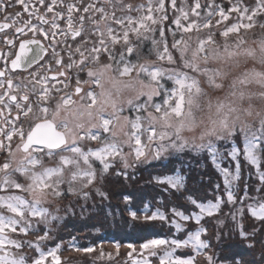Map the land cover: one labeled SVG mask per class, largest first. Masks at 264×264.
<instances>
[{
	"label": "rangeland",
	"instance_id": "374dc122",
	"mask_svg": "<svg viewBox=\"0 0 264 264\" xmlns=\"http://www.w3.org/2000/svg\"><path fill=\"white\" fill-rule=\"evenodd\" d=\"M135 1L142 3L129 13L120 15L119 20L126 23H119L114 29L118 37L129 27L127 17L139 21L140 16L148 15L149 0H129V3ZM158 3L159 0H151L153 8ZM194 3L195 0H175L173 7V0H164L165 7L152 13L156 23L144 21V27L128 32V36L133 32L140 38L141 44H149L147 51L153 58L142 56V62H157V66L152 68L145 67L143 63L137 66L149 72L160 70L164 74V82L170 83L165 87L160 80L158 84L147 72L140 70L142 73L139 74L138 67L132 73L149 78L155 84L154 95L130 101V107L123 110L124 119L139 124L135 131L146 152L144 157H135L133 138L129 144L120 147L110 142L112 121L122 111L112 102V115L105 114L101 118V127L80 129V125H76L66 147L57 151L34 149L23 155L26 157H22L24 163L13 160L10 166L0 168V182L23 187L22 192L11 189L8 194L19 195L30 205L25 210L29 219L27 234H13L12 238L22 244L19 249L13 248L9 256H23L24 264H32L34 258L48 253L42 250L43 242L63 236L65 240L59 242L57 248L62 244L66 251L65 256H60L63 259L59 258V264H134V261L145 259L156 264L148 250L139 244L147 233L161 231L163 220L168 221L171 215V207L180 206L186 213L180 214L183 223L182 227L178 225V229L189 226L190 231L182 241L159 239L167 241L163 246H153L163 252L162 257L172 256L175 249L184 251L190 248L197 256L183 257L187 264H193L198 257V264H203L200 254L206 247L208 253L213 254L215 264H264V121L238 127L227 135L200 144L181 143L177 134L182 132L183 122H177L174 131L170 128L172 116L180 117L185 113L189 105L196 103V97L206 86L214 85L220 76L210 63L192 67L189 72L190 66L180 52L182 43L192 38L201 50L214 43L231 53L244 49L249 41L261 42L264 39V0H199V17L191 14ZM212 3L218 7L211 8ZM233 5L239 11H230ZM141 6L142 10L138 11ZM182 8L189 13V19H182L181 23L187 26L195 22L198 27L194 26L191 31H177L174 21ZM221 8L228 16L226 20L219 15ZM209 12L214 14L209 16ZM137 26L133 24V27ZM161 30L164 31V39L161 38ZM173 32L176 33L174 36ZM137 52L134 49L132 53L136 55ZM140 52L145 54L143 48ZM130 65L133 66L132 62ZM104 68L112 71L110 64ZM177 79L184 81L183 87ZM160 84L168 90L175 89L178 97L182 95V107L175 109L176 98H173L168 106H162L159 111L155 109L154 105L162 104L164 98ZM149 97H152L151 101ZM96 104L97 99L88 105L85 101L81 106L91 109ZM137 106H141L139 111L134 110ZM137 116L139 120H136ZM149 116L152 123L146 119ZM105 121L108 122L106 132ZM90 135L99 139L89 140ZM101 147L115 153L114 157L110 160L106 157V161L92 157L91 152ZM215 166L220 170L219 174ZM224 171L232 178L222 177ZM240 177L241 187L236 194L232 184L235 185ZM205 199L210 201L205 206L200 205L199 212L188 214L197 209L196 202ZM150 204L171 209L162 214H156L157 211L151 213ZM33 207L42 214L32 216ZM35 231H38V236L34 238L31 232ZM77 235L79 239H71ZM82 241H89L85 248H91V252L79 247ZM129 243L136 247L134 252L128 251ZM56 249L50 252L56 253ZM101 251L109 252V257L102 258ZM180 258L176 257L177 260ZM47 264H52L50 258Z\"/></svg>",
	"mask_w": 264,
	"mask_h": 264
},
{
	"label": "flooded vegetation",
	"instance_id": "af4514ba",
	"mask_svg": "<svg viewBox=\"0 0 264 264\" xmlns=\"http://www.w3.org/2000/svg\"><path fill=\"white\" fill-rule=\"evenodd\" d=\"M141 3V1L129 3V0H57V4L53 6V11L49 12L45 6L36 3L35 10L29 15L24 10L23 3L16 4L15 0H12L6 11H0V24L7 23L11 26L8 29L0 30V52L8 57L6 60H0V69H4L7 65L10 71L5 79L10 77L13 80L14 86H16L13 90L14 94L21 98L20 103L22 104V110L12 106L10 111L6 109L0 111V129L4 130L0 131V168L10 166L13 160L19 164L24 163L26 157L23 155L31 153L34 149L57 151L37 145L25 146L27 136L39 123L47 126L50 131L54 126L56 131L61 132L65 137V144L58 149L66 147L68 140L72 137V127L63 121H57L54 118V110L61 106L68 107L73 103L84 105L86 101L88 105L96 101L98 80L95 73L97 69L103 71L104 67L110 64L112 71L116 73L114 71L115 65L120 63L121 57L117 55L116 58L114 54L104 50L100 44L101 34L107 41V49H110L113 46L109 38L110 32L116 35L114 29L119 25L117 21L120 19V15L125 12L129 13L132 8L140 6ZM45 4H51V0H45ZM69 4L75 6L72 13L75 27H81L80 17H84L83 32L75 38H72L71 35L64 36L61 31L66 30L68 26L67 8ZM129 6L131 7L129 8ZM85 8H88L89 11L85 12ZM94 9L102 11H95ZM16 13H20V15L17 17ZM54 13L61 14V18L58 20V29L53 30L50 23L43 24V30L49 33L47 38L32 32V26L42 24L39 17L42 16L45 20L51 21ZM8 15H11L12 19L5 20ZM25 25L28 27L23 34L15 32L17 27L23 28ZM53 31L56 32L55 36L51 34ZM119 37L122 40L123 35L120 34ZM33 38L40 40L42 44L48 47V53L44 60L38 66L11 70V59H14L15 53L19 51V43L22 40ZM9 39L13 40L14 46L6 43ZM93 47L101 48L98 56L90 52ZM77 48H80L86 56V62L82 65L79 64L81 57L76 52ZM103 52L104 54H102ZM8 54L11 55L8 56ZM56 59L61 60L60 65L56 64ZM69 64H73V66L68 67ZM123 66L124 62L119 65L120 71H122ZM61 72L64 73L63 76L58 75ZM32 73H36L38 78L48 77L45 86L49 88V92L46 99L42 98L40 86L34 82ZM77 86L81 88L80 93L75 91ZM90 91L93 93L94 101L89 98L88 93ZM24 97L27 98L26 102ZM81 127L80 125L79 128L81 129Z\"/></svg>",
	"mask_w": 264,
	"mask_h": 264
},
{
	"label": "clouds",
	"instance_id": "9594fccd",
	"mask_svg": "<svg viewBox=\"0 0 264 264\" xmlns=\"http://www.w3.org/2000/svg\"><path fill=\"white\" fill-rule=\"evenodd\" d=\"M180 52L190 66L189 72L192 67L210 63L220 73L217 82L206 86L196 97L194 105H189L180 117L172 116L171 130L174 131L177 122H183L182 132L177 134L181 143L200 144L227 135L238 127L264 121V39L259 43L249 41L244 49L230 53L214 43L201 50L198 42L189 38L180 46ZM142 63L148 68L157 66L155 60ZM95 75L98 80L97 104L91 109L79 103L61 106L54 110V118L67 123L73 130L76 125L84 129L101 127V118L105 114L112 115V102H115L122 111L112 121L110 142L116 147L129 144L133 138V121L124 119L123 110L130 107V101L154 95L155 84L149 78L131 73L120 76L107 68L103 71L98 68ZM102 98L104 103H101ZM146 119L153 122L151 116Z\"/></svg>",
	"mask_w": 264,
	"mask_h": 264
},
{
	"label": "snow or ice",
	"instance_id": "6c2138e0",
	"mask_svg": "<svg viewBox=\"0 0 264 264\" xmlns=\"http://www.w3.org/2000/svg\"><path fill=\"white\" fill-rule=\"evenodd\" d=\"M12 3V0H0V11H6L7 8L10 6ZM16 4H21L23 3L24 10L29 13V15L32 14V12L35 10L34 6L36 3H39L42 6H45L49 12L53 11V6L57 4V0H51V4H45V0H15ZM175 6V0H173V7ZM73 4H69L67 8L68 12V17H67V29L66 30H61L64 36L71 35L72 38L78 37L82 34L83 32V24H84V17H80V25L81 27L77 28L73 24V9H74ZM131 6H129L130 8ZM165 7L164 0H159L158 5L153 8L151 5V0H149V7H148V15L146 16H140L139 21H134L132 17H127V23H128V29L124 31L123 33V41L127 43L128 41V32L129 30L135 32L138 30L140 27H144V21H151L152 23H156V19L153 18L152 13L161 11ZM211 8H217L218 6L215 5L214 3L210 4ZM143 6H141L138 11L142 10ZM201 8V5L199 3V0H195L194 6L191 8V14L199 17V9ZM95 11H102V10H96ZM85 12H88L89 9L85 8ZM180 11V16L174 21L175 25L177 26V31H191L193 30V27L198 25L195 24V22L189 23L187 26H184L181 23V20L187 21L189 19V13L185 11L183 8L179 10ZM230 11H239V9L233 5L232 9ZM213 12H209L208 15L211 16L213 15ZM20 13H16V16L18 17ZM219 15L221 16L222 19H227L228 16L225 14L224 10L221 8L219 11ZM61 18L60 13H54L53 14V19L51 21L45 20L42 16L39 17V19L42 21V24L40 26H32L31 30L33 33H39L45 38L49 35L48 32H45L43 30L42 25L43 24H48L50 23L52 25V29L56 30L58 29V20ZM250 18V17H249ZM12 19L11 15H8L5 17V20ZM220 21H218L219 23ZM117 23L123 24L124 20H118ZM133 24H138L137 27H133ZM207 26V25H205ZM11 26L8 25L7 23H2L0 24V30L3 29H8ZM28 25H25V27H17L15 29V32L17 34H23ZM53 36L56 35V32L53 31L51 33ZM173 36L176 34L175 32L172 33ZM164 31L161 30V38L164 39ZM110 41L115 44L120 42V37L117 35H113L110 32ZM7 44L13 45L14 42L13 40L9 39L6 41ZM100 44L104 48L105 51H109L111 54L110 49H107L106 44L107 41L103 38V35L101 34V39H100ZM34 46V47H33ZM101 48L98 47H93L90 52L96 54L100 53ZM76 52L79 53L81 60L79 61V64H84L86 62V56L83 51L80 50V48L76 49ZM128 53L133 52V48L128 47L127 48ZM165 52H167V47H165ZM48 53V47L45 46L44 44L41 43L40 40L38 39H31V40H22L19 43V51L15 53V58L11 59V70L15 69H28L31 68L32 66H38L40 65L41 61L44 60L46 54ZM11 54H8L10 56ZM70 55H71V50H70ZM8 57L0 52V60H6ZM164 57L162 56L161 59ZM169 59H171L169 57ZM120 61L124 62V54L123 52L121 53ZM75 63V62H74ZM56 64L60 65L61 60L56 59ZM73 64H69L68 67H72ZM143 71L147 72L148 75L156 81L158 84L161 79H163V73L158 70V69H153L152 71H148V69H142ZM10 70L7 68V65H5L4 69H0V111L6 110H11L12 106H15L18 110H22V104L20 103L21 98L17 97L14 94V86L13 80L8 77L5 79V77L8 76V72ZM131 71V68L128 67L127 63L124 62V66L122 68V74H127ZM59 76H63L64 73H58ZM89 75H91L89 73ZM32 77L34 82L39 84L40 86V91H41V96L43 99H46L47 94L49 92V88L46 85V82L48 80V77H37L36 73H32ZM55 79V77H52ZM169 79H173V77L169 76ZM79 85V81L77 82ZM177 83L181 85V87L184 86V81L177 79ZM191 87V85H188ZM160 88L164 89V98L162 101V104L156 103L154 105L155 109L159 111L162 106H168L170 104V101L173 100V98H176L175 102V109H179L182 107V95L178 97L177 92L175 89L173 90H168L164 87L163 84H160ZM77 93H80L81 88L77 86L75 89ZM89 98L93 99L94 101V96L93 93L90 91L88 93ZM24 101L26 102L27 98H23ZM149 101L152 100V97L148 98ZM145 105L144 107H146ZM141 106H137L134 110L139 111ZM136 120H139V117H136ZM105 127L104 131L106 132L108 130V122L105 121ZM139 128L138 123H133V139H134V155L137 159L144 157L146 155V152L144 151V147H141L142 141L139 136H137L136 131ZM0 131H4L3 129H0ZM89 140L92 141H97L99 139L98 136L96 135H90L88 137ZM92 157H98L101 161H106V157L108 160L112 159L114 157L115 153H110L109 150L105 147H101L98 150H93L91 152ZM107 163H105V167H107ZM11 189H18L21 192L23 191V187L19 184H9L7 181L0 182V264H24V258L23 256L17 257L15 254L9 256L8 253L11 252V250L14 249H19L21 247L22 242H18L17 239H13V234L19 232L21 234H27V230L29 227V219L26 218L25 215V210L30 208L29 202L25 201L21 196L19 195H9ZM42 213L37 212L36 209L33 207L31 209V215L32 216H40ZM135 218V217H133ZM147 219V217H145ZM167 241H162V240H153L151 244L145 243L141 245L142 249H147L148 250V255L149 256H154L156 249L153 247L154 245H161L163 246L166 244ZM129 247H132L129 245ZM199 250V249H198ZM85 252H91V248H85L83 249ZM201 257H203V264H215L214 261V256L213 254H209L207 251V248L205 247L204 251L201 252ZM49 258L52 261V264H59V256L55 252H49L47 254H41L37 258H34L32 261V264H47ZM199 257L197 258L196 261H193V264H198ZM134 264H150L148 259H145L143 261H134ZM159 264H187L186 258H180L179 260L176 259L174 255L168 256L165 255L161 259H159Z\"/></svg>",
	"mask_w": 264,
	"mask_h": 264
},
{
	"label": "trees",
	"instance_id": "16d2710c",
	"mask_svg": "<svg viewBox=\"0 0 264 264\" xmlns=\"http://www.w3.org/2000/svg\"><path fill=\"white\" fill-rule=\"evenodd\" d=\"M135 34L133 33V32H130V34H129V36H128V41H127V43H125L124 41H123V39L122 40H120V42H118V43H115V44H113V46H111L110 47V51H111V53L112 54H114V56L117 58L118 56V54L120 53V51H122L123 50V54H124V56H125V59H124V62H126L127 63V65H128V67H130L131 68V71L129 72V73H127V74H132V73H134V72H136L135 71V69L138 67L137 66V64L139 63V64H142V56H147L149 59H152L153 58V56L152 55H150V54H147V47L144 45V44H141L140 43V38H137L136 36H134ZM131 46H133L134 47V49H136V47L138 48V49H144L145 50V54H142L141 55V52L139 53V54H133V53H129L128 54V52H127V48L128 47H131ZM109 52V51H108ZM110 53V52H109ZM102 54H104V52L102 53ZM131 62H132V64H133V66L132 65H130L131 64ZM121 63H123V62H121L120 61V63L119 64H117L116 63V65H115V69H114V71H116V73H119V75L120 76H125V75H127V74H122V71H120V67H119V65L121 64ZM141 70V66L140 67H138L137 68V72L139 73V72H141L140 71ZM120 71V72H119ZM142 73V72H141ZM141 73H139V74H141ZM137 74V73H136ZM165 79V78H164ZM164 79H162V83H164V85H165V87L169 84L170 85V83H168L167 81H165L164 82ZM263 151H264V148H263ZM242 163V162H241ZM216 167V166H215ZM216 172L219 174V172H220V170H218V168L216 167ZM222 175V177H224V175H225V177L224 178H226V177H229V178H232L228 173H227V171H224L223 172V174H221ZM241 179V177L240 178H238L237 179V181H236V184L234 185V184H232L233 186H234V192L237 194L238 193V191H239V189H240V187H241V185L239 184L240 183V180ZM231 181V180H230ZM231 183V182H230ZM210 200L209 199H205V201H203V200H200V202H196L195 203V207L197 208V209H193V211L192 212H188V214L189 215H191V214H194V213H197V212H199L201 209H200V205H202V206H205V204H208V202H209ZM213 204H216V202L215 203H213ZM218 204V203H217ZM220 205V204H219ZM150 206H151V209H149V211L151 212V213H153L154 211H157L156 212V214H162L163 212H167V210H169V209H171V208H173V209H171V210H169V213H171V215H170V217L169 218H167V220L168 221H166V220H163V227H161V231H159V232H149V233H147V235H146V237H145V239H143L144 241H142L140 244H139V247L142 245V244H145V243H148V244H150V242H152L153 240H159V239H161V238H166V239H172V241L174 240V241H182V240H184V238L186 237V236H188V233H189V231H190V227L189 226H187V228H186V226H185V228H181V229H178V227L181 225V227H182V223H183V219H182V216L180 215V214H182V213H186V210L182 207H175V206H173V207H171V208H165V207H162V205L159 207H157L156 205H154L153 204V206H155V207H152V205L150 204ZM181 211V212H180ZM158 217H160L159 215H158ZM155 218V217H154ZM154 220H156V218L154 219ZM153 221V220H152ZM179 225V226H178ZM201 229H202V227H200ZM199 228V229H200ZM168 229V232H166V230ZM203 231V230H202ZM37 233H38V231H35V232H31V234H33L34 236V238L35 237H37L38 235H37ZM97 233V232H96ZM95 234V233H94ZM202 234V233H201ZM200 234V235H201ZM42 235H43V233H42ZM99 235H102V233H99ZM200 235H199V237H200ZM205 235V234H204ZM72 238H76V239H79L80 237L77 235V236H71V239ZM200 239H201V241H202V238L200 237ZM62 240H65L64 238H63V236L62 237H59V239H56V240H49V241H47V242H43L44 244H42L41 245V247H42V250H43V252H50L51 250H54V249H56L57 248V245H58V243L59 242H61ZM205 241H207V239L205 240ZM88 243H89V241H86V242H83L82 241V243H80L79 244V247L80 248H83V249H85V247H86V245H88ZM129 245H131L132 247H129ZM128 247H129V249H128V251L130 250V251H135L136 249V247L134 248V246H133V243H129L128 245H127ZM65 251H66V247L65 246H63L62 244H61V246H59V248H57L56 249V253H57V255L59 256V258H61L60 256L62 255V256H65ZM185 251V252H184ZM184 251H181V250H178V249H175L174 250V253H173V255H175L176 257H181V258H183V257H185V256H191V257H195L196 258V254L190 249V248H186V249H184ZM184 252V253H183ZM37 254V253H36ZM38 255V254H37ZM100 255H101V257L102 258H104L106 255H108V257H109V252H105V251H101L100 252ZM162 255H163V252L161 251V250H157L156 249V252H155V255L154 256H152V260L154 259L155 261H156V264H159V258L160 257H162ZM196 255V256H195ZM61 259H63V258H61ZM217 263H218V261H217Z\"/></svg>",
	"mask_w": 264,
	"mask_h": 264
},
{
	"label": "water",
	"instance_id": "95a60500",
	"mask_svg": "<svg viewBox=\"0 0 264 264\" xmlns=\"http://www.w3.org/2000/svg\"><path fill=\"white\" fill-rule=\"evenodd\" d=\"M49 132H51L49 134ZM45 134V137H43ZM65 144V137L61 132L55 130L54 126L50 129L47 126H43L42 123L36 124L30 134L27 136L25 146H34L47 148L50 150H57ZM25 148L23 147V150Z\"/></svg>",
	"mask_w": 264,
	"mask_h": 264
}]
</instances>
